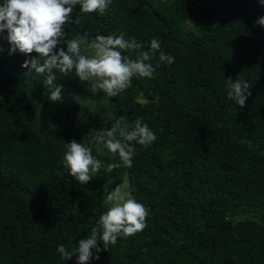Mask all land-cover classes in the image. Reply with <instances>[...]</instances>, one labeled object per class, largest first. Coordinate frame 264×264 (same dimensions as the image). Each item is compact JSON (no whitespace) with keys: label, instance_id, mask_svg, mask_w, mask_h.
<instances>
[{"label":"trees","instance_id":"obj_1","mask_svg":"<svg viewBox=\"0 0 264 264\" xmlns=\"http://www.w3.org/2000/svg\"><path fill=\"white\" fill-rule=\"evenodd\" d=\"M3 0H0V4ZM264 17L259 0H111L101 15L77 6L65 40L124 35L175 57L154 78H132L105 113L75 96L103 99L74 71L56 72L61 100L44 76L22 67L35 52L10 53L0 32V264H76L72 251L109 205L117 185L148 210L146 227L119 237L89 264H264ZM79 23H75V20ZM64 47L66 44L58 46ZM82 54L84 46H81ZM122 55L135 60V51ZM55 71V70H54ZM227 78L250 85L245 106L227 99ZM119 116L141 118L154 142H132L131 167L91 143ZM107 121V123L105 122ZM84 143L104 168L81 184L63 166L67 143ZM103 249V244L98 242Z\"/></svg>","mask_w":264,"mask_h":264},{"label":"clouds","instance_id":"obj_2","mask_svg":"<svg viewBox=\"0 0 264 264\" xmlns=\"http://www.w3.org/2000/svg\"><path fill=\"white\" fill-rule=\"evenodd\" d=\"M264 5V0H259ZM111 4V0H3L0 4V32L7 30V41L10 53L19 51L28 55L33 52L37 58L25 60L22 67L29 73L33 71L44 76V84L50 89L48 99L51 102L61 100V86L55 84L56 72L68 76L74 71L81 82H90L93 93L101 92L109 97H116L130 85L133 77L154 78L156 67L163 63L172 64L175 57L160 50V41L152 39L149 50L135 38L124 39V35H99L91 41L88 35L65 40L64 26L72 22V13L79 6L83 14L98 12L101 15ZM76 24L79 21H74ZM256 24L264 27V17H259ZM66 44L64 47H59ZM84 46L82 54L81 46ZM135 51L136 59L122 55V51ZM156 67L151 61L156 57ZM55 70V71H54ZM250 87L243 79L227 78V99L234 101L241 108L245 106ZM107 123V121H105ZM156 139L155 134L137 118L129 124L125 116H119L108 129H101L93 137L91 143L98 154L109 153L120 163H109L107 172L121 166L131 167L136 154L135 144L147 147ZM93 148L73 140L66 145L63 156V166L71 177L81 184L88 183L104 164L92 154ZM105 204L107 210L100 215L97 225L91 229V234L80 239L76 248L66 250L59 245L57 252L64 260H69L78 253L76 264H89L99 255L96 253L109 250L119 237L128 238L146 227L149 210L137 202L135 198L124 191V186L117 185L109 190L105 185ZM103 244V249L98 245Z\"/></svg>","mask_w":264,"mask_h":264},{"label":"rangeland","instance_id":"obj_3","mask_svg":"<svg viewBox=\"0 0 264 264\" xmlns=\"http://www.w3.org/2000/svg\"><path fill=\"white\" fill-rule=\"evenodd\" d=\"M82 101L88 105L92 110L99 112V113H105L109 109V101L108 98L105 97L103 99H97L92 97H87L84 95H78L75 96V100Z\"/></svg>","mask_w":264,"mask_h":264}]
</instances>
